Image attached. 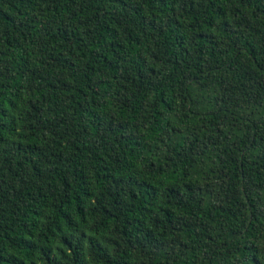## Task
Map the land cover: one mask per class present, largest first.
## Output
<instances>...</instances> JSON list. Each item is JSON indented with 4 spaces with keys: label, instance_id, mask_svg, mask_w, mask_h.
Segmentation results:
<instances>
[{
    "label": "trees",
    "instance_id": "1",
    "mask_svg": "<svg viewBox=\"0 0 264 264\" xmlns=\"http://www.w3.org/2000/svg\"><path fill=\"white\" fill-rule=\"evenodd\" d=\"M0 264H264V0H0Z\"/></svg>",
    "mask_w": 264,
    "mask_h": 264
}]
</instances>
